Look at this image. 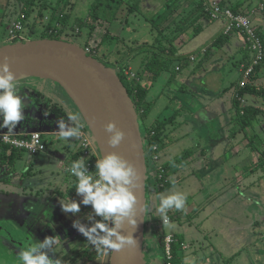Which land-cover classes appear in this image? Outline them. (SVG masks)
<instances>
[{"label": "rangeland", "instance_id": "374dc122", "mask_svg": "<svg viewBox=\"0 0 264 264\" xmlns=\"http://www.w3.org/2000/svg\"><path fill=\"white\" fill-rule=\"evenodd\" d=\"M10 1L16 2L15 5H13L15 8V14H5V20L1 23V25H4L6 23L5 28L1 29V35H0V43L4 42V39L2 38V35L4 34L5 30L9 27L7 24H11L13 22V19H16L15 17L18 8H20V5L24 2V0H7L9 3ZM20 1V2H19ZM37 2L41 0H36ZM96 0H68V4L65 5L66 0H42L43 6L41 7L40 11L37 7H35L31 17H35L36 20L33 23L36 32V36H39L41 34V31L47 27L49 23H51L52 27H56V29H59L60 24L58 22L59 19H61V15H67L69 17V29L67 30V33L69 35H63L61 38L69 39L74 44L78 45L80 48H84L86 43L92 42L94 44L93 46L98 47L97 49V55L96 59L104 65H107L108 67L114 68L116 64H121L126 61H130L131 65L130 68L134 71L141 69V61L145 55L144 52L137 53L135 51L136 48H138L141 44V42H151L153 40L154 33L151 32L152 25L157 24L158 21L161 18H152L148 19L147 15L143 13L145 11V7L150 5V3H141L136 8V10H129V4L131 1L124 0V3L120 10L115 14V16H109L111 13L104 10V8H101L98 12L99 19L97 22H95V31L90 30V24L86 25L84 28L80 29V35L75 34L77 31V25L80 23V21L86 20L89 10L92 6V4ZM157 3H160L162 0H155ZM204 2L206 0H203ZM237 1L238 6L246 8H254V5L258 3L260 0H231V3H235ZM173 2V1H172ZM5 0H0V11L6 9ZM131 4H135V0H132ZM166 4L161 7H164ZM65 6V7H64ZM161 7L159 6V14H161ZM174 11L172 12V10ZM171 10V15L168 17L167 20H164V22L161 23L160 30H163L162 32L166 31V29L170 26V31H168L166 34L170 36L173 35L174 37V31L172 30V25L178 24L179 20H173L172 17H174L177 13L178 8H173ZM40 12V16L38 13ZM55 13V14H54ZM54 14V16H52ZM146 15V16H145ZM183 17H189L191 15L190 9H184L182 11ZM172 16V17H171ZM158 18V21H157ZM110 24L112 27L109 30L105 31V27H107V24ZM172 21V22H171ZM154 22V23H152ZM57 25V26H56ZM101 25V26H100ZM25 31L23 32L25 39H31L28 37L29 29L24 24ZM79 27V26H78ZM94 27V26H93ZM167 27V28H166ZM175 26H173L174 28ZM113 29H115L116 32H114ZM120 28V29H119ZM191 28V30H190ZM187 29L185 33H181L179 37L176 40H172V47L173 51L177 50L178 55H188V53L192 50L193 47H198L201 44H203L205 41H208L210 35L213 37L215 34H217L219 31H221V23L219 22H212L208 24L207 26L203 27L199 31L194 33V36H190L192 33V28L190 27ZM150 29V30H149ZM66 33V34H67ZM107 38L101 43V39L103 36H106ZM92 34V35H91ZM27 36V37H26ZM114 36V37H112ZM155 36V35H154ZM214 37V39H216ZM39 39V38H37ZM213 39V40H214ZM231 40V39H230ZM135 41V43H133ZM6 43V42H5ZM4 43V44H5ZM112 45H111V44ZM90 44V43H89ZM147 44V43H145ZM151 44V43H149ZM225 48V47H224ZM234 50L236 48L233 46ZM201 48L198 52H194L195 61L191 62L188 57L183 59V63L181 66L187 67V70H185V74H188L190 76V79H206L208 81V87L207 90L204 91V93H221V95H224L225 92H227V96L229 99H231L232 104L235 106V104L238 102L236 100V103L233 96H235V87L231 86L237 79L240 77L239 68H237V63L239 60L242 59V54L238 53L236 56L234 54H230L231 56H227L226 60H220L218 63L215 64L214 67H212L211 62L210 64H207L205 61L201 64L202 55H201ZM206 54V53H205ZM247 57V56H246ZM123 58V59H122ZM129 62V63H130ZM175 59H171V64L169 70L162 73L158 76V79H170L175 76H179L175 72ZM178 70V68H177ZM136 75V73H135ZM146 79V77H144ZM48 83V85L51 84L49 81H45ZM160 82H158L159 84ZM41 85L43 83H40ZM157 84V83H156ZM230 84V85H229ZM198 88H192L191 91L195 93L196 96H202L203 91L201 92V83L198 81L195 84ZM155 88L158 89V85H155ZM201 89V90H200ZM226 89V90H225ZM225 90V91H224ZM200 91V92H199ZM230 91V92H228ZM231 93V94H229ZM18 95L23 97V104L24 109L23 112L28 111L27 109L30 108V104H32L36 99L37 96L35 94H31V92H27V90H21L18 92ZM231 96V97H230ZM50 97L53 99V102H56L58 106L62 105L65 106L63 110L68 113L69 109L77 111L74 105L71 103V101L68 99L66 94L62 91V89L57 90L56 92H53V94H50ZM244 99L242 100V104H239L238 106L240 108L242 107H254L260 109V107L264 108V96L261 97H255L253 95H250L248 93H245L243 95ZM191 104H188V107L186 108V112H190L194 115L188 114V116H193L194 119L191 120L192 125L198 126L199 123H207L206 126H209L211 130L217 129L218 125L217 122L213 117L208 118L205 113H203V110L199 108V102L197 99H191L189 100ZM39 103L43 105V108L46 106L48 108V112H52L54 114V106L51 105L50 101H47V99L40 98L39 97ZM48 105V106H47ZM60 110V109H59ZM235 110V109H234ZM61 111V110H60ZM59 112V111H58ZM236 110L234 117L236 116ZM60 113V112H59ZM24 114V113H23ZM52 116L50 119H52ZM65 114V113H64ZM60 115V114H59ZM167 115V114H166ZM25 119L18 123L15 130L20 128H27L30 127L31 121L27 117L26 114H24ZM66 114L64 116H60L59 120L63 119L66 120ZM264 113L261 114V117H259V120L252 121V127L246 129V133L239 134L237 137L239 140L242 139L244 136H246L247 139L251 141V144L245 149L242 145L238 148V154L230 159V163L235 162L236 170H239L242 172V176L244 177V181L242 183L239 182L240 189H238V194L241 191V194L237 196L233 201L229 202L225 207L221 208L220 210H216L215 213L208 212L209 215H207L205 212H200L197 216H199V219L197 216L193 215L192 217H187L188 221H193L195 223L194 228H198L202 233L201 239L205 236L204 241H199L200 245L196 251V253L192 254L191 259L193 260L190 264H196L194 262L195 257L200 258L202 260L201 263L203 264H264V124L258 123L261 121L264 123ZM154 118V116H151V119ZM58 120V121H59ZM263 120V121H262ZM177 121V120H176ZM222 121H227V118L224 116L222 118ZM57 121L52 126H44V135L42 136L43 141L45 143L47 151L44 153H39L35 156H30L26 152L22 151L20 153H15L13 159H14V170L15 174L23 175V172L29 168V172L25 178H24V185H28L32 188H34L36 191H43L46 187L49 186V184H56L61 185L63 183V179L70 180L71 178L75 180L74 176H71L70 173H66L67 165H60L61 167L58 168V162L60 160H64L65 164H68L69 160L71 159V155L74 154L75 151V139L73 138L70 142L71 144H64L63 142L57 140L54 136V133L58 130ZM154 123V122H153ZM148 124V126L152 125ZM141 124V123H140ZM237 125V124H236ZM142 126V125H141ZM233 125H231L232 127ZM36 128L33 127L31 130H35ZM1 130V129H0ZM14 132H18L15 131ZM232 128H230L229 133H232ZM199 131V129H198ZM231 131V132H230ZM5 132V131H4ZM41 133V132H40ZM232 135V134H230ZM242 144V143H241ZM213 145V143L211 144ZM225 146L223 144H217L214 145V154L222 155V159H226V155H224ZM186 153V152H185ZM220 153V154H219ZM193 154V152L189 151V155ZM183 155V154H182ZM73 156V155H72ZM181 157V155L179 156ZM176 157V158H179ZM159 158V161L157 163L158 167L164 168V164L166 161H163L160 156V152L157 155V159ZM174 158V159H176ZM174 159H172L170 162H172ZM167 162V163H170ZM1 166V165H0ZM0 168V174L3 173L2 178H6V180H1L0 177V194L4 195L7 192H9V195L7 197L0 198V207L1 205H6L10 199V191L15 189L18 186H14L13 183L17 179H19L18 176L12 175L13 173L9 168H6V164L1 166ZM2 169V170H1ZM62 169V170H60ZM234 168H230L228 166V163L224 167L217 168L209 177L202 179V183L205 185L206 183H209L210 181L214 180H220L224 173H228L230 170H233ZM9 173L14 177V182L11 181V177H7ZM60 173V175H58ZM52 176H59L55 178V181L52 180ZM250 179L249 182H246V179ZM9 180V181H8ZM72 180V181H73ZM148 185H151L154 187L155 179L151 173H148ZM237 183V182H236ZM20 185V184H19ZM211 185V184H207ZM174 186V185H173ZM172 186V187H173ZM213 186V185H212ZM215 187V186H213ZM155 188V187H154ZM187 188V187H186ZM67 188L65 186L61 189L62 192H65ZM27 193L29 190H26ZM35 191V193H36ZM166 191V190H163ZM178 191L181 192L178 188V186H174L173 188H169V191ZM188 201V198L186 199ZM190 203V201H189ZM147 214L149 212V208L151 209L152 204L149 199V196L147 198ZM159 203L157 202L155 206H157ZM36 202L34 198H32L31 203L29 202H23L21 204H14L13 207L8 212L7 217L6 214L2 215L0 214V229H2V232L0 231V264H18L17 257L14 256V253H19L21 249L24 248L25 244L32 240L36 235L37 237L34 238V241H43L45 237H56L57 240L66 241L61 238L59 231L63 228H70V224L67 222V219H65V215L62 214V216L54 215L51 216L52 210L50 209V214L48 213V210L45 211L44 207L41 206H35ZM192 205V204H191ZM232 207L233 210H229L230 207ZM228 207V208H227ZM54 213V210H53ZM194 214V213H193ZM173 217H175L174 214H172ZM197 218V219H196ZM61 219L63 222L61 223ZM229 220L232 222L233 225H236L238 228V237L235 235V230L231 233H229ZM156 225L157 231H164L168 234L172 233L173 228L171 227L172 223L174 227L181 226L180 221L173 220L169 224H163L161 223L160 219L152 220ZM151 219L147 221L146 228H145V244H147L146 238L149 236V228L151 227ZM262 221V222H261ZM252 222L258 223V232L253 233L252 229H255V225L251 224ZM30 223V226L27 227V225ZM183 223V222H182ZM171 224V225H170ZM184 224V223H183ZM59 225H62L60 227V230H56V227ZM188 225V224H187ZM252 225V226H251ZM43 227L42 230L39 231L38 227ZM234 228V226H233ZM20 231L23 233L22 236H20ZM39 231V232H38ZM12 233H14L12 235ZM173 235V234H172ZM263 239L261 240V238ZM230 241V242H229ZM193 242V241H191ZM190 244V243H189ZM196 244V243H195ZM226 244V245H225ZM8 245H11L14 247V250L9 252ZM184 245H186L184 243ZM197 245V244H196ZM186 249L188 251L189 249ZM17 248V249H16ZM19 249V250H18ZM162 256H164L163 252L161 253ZM53 255V258L56 257L55 252ZM145 256L147 257V253L145 252ZM232 259H231V258ZM79 258H76L75 256H72L70 260V264H76V260ZM146 260V259H145ZM164 260V259H163ZM147 261V260H146ZM148 263V261H147ZM173 264H178L177 261H173Z\"/></svg>", "mask_w": 264, "mask_h": 264}, {"label": "crops", "instance_id": "0c3cea01", "mask_svg": "<svg viewBox=\"0 0 264 264\" xmlns=\"http://www.w3.org/2000/svg\"><path fill=\"white\" fill-rule=\"evenodd\" d=\"M128 1L132 2V0H128ZM217 1H219L222 5L230 7L232 9L238 8V12H246V10H244V7L238 6L237 1L233 4L231 3V0H217ZM131 2H130V5H135L136 8L141 3H150V5L145 7L146 10L143 11V13L147 15L148 19H152V18L154 19L156 17L158 18L160 17L161 19H159L158 22H160L166 15H169L173 8H178V10L176 12L177 14L174 17L171 16L172 21L189 18V17H183L182 11L184 9H190L191 15L189 16H193L194 14H196V10H197L196 9L197 0H162L160 1V3H157V1L155 0H135V4H131ZM164 2L169 3V4H166L164 7H161V5L162 6L164 5ZM260 4H264V0H260L254 6L257 7ZM159 6L161 7V12H162L161 14H159L160 13ZM202 9L205 12L204 2H203ZM109 16L111 17L112 15H109ZM253 19H254L253 25H255L259 31H260L259 28L261 27L264 32V17L256 13ZM68 22H69V17L67 14L66 28L62 30L64 33L63 35H69L67 33V30L69 29L70 23ZM88 22H91V21L88 19L86 21V25L90 24L91 26L92 24L94 26L93 31H95V28H96L95 22L89 23V24ZM212 22L221 23V27H222L221 31H219L213 37L210 35V37L207 38L209 40L205 41L200 46L196 48L193 47L192 50L186 56L178 55L177 50H175V57L179 58L178 61H175L176 62L175 72L179 74V76L178 75L175 76L176 75L175 74L174 77L170 79L155 80L148 92V99H152L154 101V104L146 119L147 124H151L156 120H164L166 116L170 118L176 115L174 119L172 120L173 123L172 121L170 122L172 123V125L169 124V128L166 132V136L163 141L164 145L160 149L161 159L163 161H166L167 163V162H170L172 159L184 154L185 152H189V151L193 152V154H191L188 158L185 159L184 167L177 169L176 172L173 171L171 175H169L168 173V179L169 180L172 179L171 181L174 180L175 181L174 186H178L179 190L182 193H184L186 197L188 198V201H186L185 208L182 211H175L174 209L168 211L170 215L172 214L175 215V217L171 216L172 221L178 220V222L180 221L182 225V227L181 226L174 227L172 226L173 223L172 225L170 224L171 227L173 228L171 234H173L176 237L177 241L178 239H180L182 243L186 244L187 247L188 245L190 246L188 251L186 250L176 251L177 256H179L177 259L178 264H190L193 261L191 259L192 254L196 253L200 245L199 241H204V238H205L204 236L201 239L202 232L198 230V228H194L195 223L193 221H196V220H191L187 222L188 221L187 217L190 218L193 215L197 216L200 212H205V211L207 215H209L208 212L215 213L216 210H220L221 208L225 207L229 202L233 201L235 198H237L238 195L241 194V191L238 194V189H240L239 182L242 183L244 181L243 180L244 177L242 176V172H240L239 170H236L237 163L235 162L230 163V159L235 157L238 154V148L241 145L245 149H247V147L249 146L247 140H243V139L239 140L238 138L234 139L232 138L233 135H230L231 133L228 135L229 130L232 125V121L235 118L234 117L235 110H234V105L231 102V99H229V97L226 94L227 92H225L224 95H221V93L220 94L219 93L209 94L207 92L204 93V91L207 90L206 88L208 87V81L206 79L205 80L204 79H190L189 78L190 76H188V74H185L186 73L185 70H187L188 66H185V67L180 66L179 68L180 60L182 61L184 58L186 57L189 58L191 56L195 58L194 52H198L200 48H201V51L202 49H205V48L207 49V51H206V54L202 57V60L201 62H199V64L203 63L204 61L207 64H210L211 62L210 65L214 67L215 64L218 63L220 60L221 61L226 60L227 56H231L230 54H234L236 56V54L238 53L242 54V59L238 61L237 68H240L241 63H244L245 61H247V57H246L247 55L243 47V41H242L241 36L236 31H232L227 36L224 35L223 30L225 28V24L223 21H212L208 15L207 16L205 15L204 17H200V19L196 23V26H198L200 30ZM5 26H6V23L3 25V27ZM84 27L85 26H83V28ZM111 27L112 26L110 24H107V27H105V31L108 29L110 30ZM187 29L188 28H186L185 32L187 31ZM112 30L116 32L115 29L112 28ZM150 31L153 32L154 35H156L155 30L152 31V28H151ZM79 33H80V30H79ZM194 33L195 31L193 30L190 36H193ZM105 35L107 36V33ZM154 35H153V40H151V42H141L140 41V43L149 44V43L154 42V38H155ZM220 35H223L224 37H226L225 40L221 43H214V40H215L214 37L216 36L218 37ZM104 40H105V37L101 39V43ZM88 43L92 44L91 41ZM133 43H135V41H133ZM233 46L236 48V50H234ZM144 57L141 61V67L143 66V63L145 60ZM166 58L167 57L163 55L160 57L161 60H164ZM129 62L128 61L125 62L126 66L128 67H130L131 65V62L130 63ZM238 70L240 72V69ZM145 77L146 79H143L145 83L148 85H151L152 79H148V75H145ZM198 81L201 83V86L203 87L201 88L202 90L201 89L200 90L201 92L203 91L204 93L200 97L196 96L195 93L191 91L192 88H198L195 85ZM238 81L239 79H237V81H235L233 84L231 85L229 84L230 87L231 86L237 87ZM158 82L160 83L158 84ZM263 82H264V63L260 66V69L257 72L252 85L253 87L254 86L258 87V86H261ZM155 85H158V89L155 88ZM243 95H242V98L244 99ZM193 98L197 99V101L200 103L199 108L203 110V113H205L208 118L213 117L215 119L218 125L217 129L211 130L209 126H206L207 123H199L198 126L192 125L191 120L194 118L193 116H188V114H191V115H194V114L190 112H186V108L188 107V104H191L189 100ZM184 106L186 107L184 108ZM63 108H65V106L57 105V109H61L62 112H64L67 115V113L63 110ZM152 115L154 116V118L151 119ZM224 116L227 118V121H222V118ZM65 117L67 120V116ZM258 123L264 124L261 121H259ZM212 143L213 145H211ZM217 144H223L226 147L223 152L224 155H226L227 157L226 159L221 160L223 157L222 155L218 156L217 154H214L213 152L214 145H217ZM72 155L70 157L71 159L69 160L68 164L64 163L66 158L58 162V168L61 167L60 165L68 166L66 169L67 174L69 173L68 169L70 168L71 163L75 161V160L72 161ZM226 163H228V166L230 168H234L233 170L229 171V174L224 173L220 180H217V181L212 180L209 183H206L205 185L202 183V179L209 177L217 168L224 167ZM148 173H151V175H153V171L151 169H148ZM27 174L28 173L23 174L21 178L19 177V179H17L16 181L13 178L11 180L13 182L15 181V183H13L15 187L18 186L12 190V192L18 199V201L13 203L12 206L14 204H21L24 201L31 203L32 198H34L36 202L35 206L44 207L45 211L48 210L49 214H50V209H51L52 210L51 216H54V215L62 216V214L65 215L66 217L65 219H67V222L70 224V228H66V229L63 228L62 230H60V227H62V225H59L58 227H56L57 231L60 230L59 233H60L61 238H63V240H66V241L58 240L59 243L54 250L56 257L53 258V255H52L53 253H49L50 257L53 259H56L58 257L61 258L63 261V264H70V260L72 256L79 258L78 260H76V264H102L104 255L98 254L94 249H89L88 248L89 243L86 241V238H84L80 233L76 231V229L72 227L74 220H79L81 223L90 226V222L86 220L85 218L87 214L91 211L90 207L81 205L80 213L77 214L76 216H73L71 213L66 214L61 210V205H64L70 202V200H75L77 202L80 200V197H78L75 192V186L73 183L74 180L72 178L70 180L63 179L64 184H61L59 186L56 184L55 185L49 184V186L46 187L43 191L41 190L36 191L32 187L28 185H24L25 183L24 178ZM58 175H60V173ZM56 177L59 178V176H52L51 181H55ZM245 181L249 182L250 179L248 178ZM207 184H211V185H207ZM212 185L215 187H213ZM64 186L67 189L65 192H62L61 189ZM173 187H170V188H173ZM26 190H29V192L27 193ZM165 190L166 191L157 190V192L155 193V195L157 196L158 203H159L158 197L160 194H169V192H167L169 191V188ZM1 191L2 190H0V192ZM155 195L151 197L152 207L151 209L149 208L148 218L149 220L151 219V221L154 219L156 221L157 218L160 219L161 221V216H159L157 212L159 204L155 206V198H154ZM230 206L231 205H229L228 207ZM9 208H12V207H9ZM53 210H54V213H53ZM229 210H233L232 207H230ZM197 218L199 219V216H197ZM62 222L63 220L61 219V223ZM251 224L254 225V222H252ZM156 225L157 223L155 224L153 221L151 222V227L149 228L150 234L146 238L147 244L144 245V250H143L144 264H162L161 259H160L162 254H158V253L159 252L162 253L163 248L158 250L156 246V241H158L157 233L162 232L163 234H166V235L168 233L164 231H159V230L157 231V229L155 228ZM229 225H230L229 226L230 235L235 230L234 233L236 237L239 238L237 226L233 225L230 220H229ZM253 230L254 229H252V232H258L256 231V229L254 231ZM145 252L147 253V257L145 256ZM17 254L18 253L15 252L14 256L17 257ZM162 258L164 259V256H162ZM145 259L148 261V263ZM194 262H196V264H202L201 263L202 260L197 257H195Z\"/></svg>", "mask_w": 264, "mask_h": 264}, {"label": "clouds", "instance_id": "9594fccd", "mask_svg": "<svg viewBox=\"0 0 264 264\" xmlns=\"http://www.w3.org/2000/svg\"><path fill=\"white\" fill-rule=\"evenodd\" d=\"M18 92V80L5 58L0 63V129H7L0 136L5 140H9L18 123L25 119L23 97ZM56 125L58 130L54 136L64 144H71L73 138L85 135V123L80 111L69 110L67 122L61 119ZM104 131L108 134L107 145L110 148H117L124 139V132L113 122L104 125ZM10 142L20 143L14 140ZM97 155L94 172L88 170L84 157L71 163L68 172L75 177L73 183L80 200H70L61 205V210L76 216L80 213L81 205L90 207L91 211L85 217L90 226L74 220L72 227L86 238L98 254L107 256L110 252L139 247L133 232L137 225V213L143 211L144 205L135 194L140 176L134 164L116 152ZM172 184L175 185L174 180ZM158 199L157 212L167 222L168 211H182L187 197L182 192L171 191L169 194H160ZM125 225L132 229L128 234H124ZM58 243L54 236L45 237L42 242L29 240L17 254L18 264H63L61 258L53 259L49 255L54 254Z\"/></svg>", "mask_w": 264, "mask_h": 264}, {"label": "water", "instance_id": "95a60500", "mask_svg": "<svg viewBox=\"0 0 264 264\" xmlns=\"http://www.w3.org/2000/svg\"><path fill=\"white\" fill-rule=\"evenodd\" d=\"M5 58L18 85L35 88L37 81H49L62 89L76 110L82 113L91 144L98 153L116 152L134 164L140 176L135 194L144 205L143 211L137 213L133 232L139 247L110 252L103 256L102 264H144L148 167L138 115L116 70L86 55L82 48L65 38L0 44V63ZM108 122L115 123L125 134L117 148L107 145L104 125ZM154 198L156 204L157 196ZM131 231L125 225L124 234Z\"/></svg>", "mask_w": 264, "mask_h": 264}, {"label": "trees", "instance_id": "16d2710c", "mask_svg": "<svg viewBox=\"0 0 264 264\" xmlns=\"http://www.w3.org/2000/svg\"><path fill=\"white\" fill-rule=\"evenodd\" d=\"M25 3L23 5V16L19 17V21L22 24H25L28 29V37L31 39H25L23 41H27V40H32V39H56L59 40L63 34V29L66 28V22H67V15H61V19L58 20L60 27L59 29H54L55 32L48 34V29L51 27V23H49L47 25V27H45V29L43 31H41V34H39V36H36V27L34 26V22L36 20L35 17H31L35 7H37L40 11L41 7L43 6V2L42 0L37 2L36 0H24ZM61 1V0H60ZM203 0H197V6H196V14H194L193 16H189V18L186 19H180L178 21V24L172 25V30L174 31V37L173 35H171L170 39H169V35L170 34H166L168 31H170V26L166 29V31L162 32L163 30H160V25L162 22H164V20H167L168 17H170V15L172 14L170 12L169 15H166L160 22H157V24L152 25V31L155 30L156 35L154 38V42H152L151 44H141L138 48H136L135 51H137V53H145V57H144V63L143 66L141 67L140 70L135 71L136 73V78L134 79H129L125 73L124 70L125 68H127L128 66H126V63L124 62L123 64L121 63L116 64L114 66V69L116 70V73L121 81V83L123 84V86L125 87V89L127 90V93L129 94L132 102L134 103V107H135V111L138 115V121H139V127H140V131H141V135L142 138L144 140V152H145V157H146V165L148 167V169L154 170L156 166H154L153 162H152V155L156 154L157 152H160V149L163 147V141L164 138L166 136V132L169 128V124L172 125L173 123V119L176 115H174L173 117L168 118L166 116V118L164 120H156L154 121V123L150 126H148L147 124V117L153 107L154 101L152 99H148V92L150 87L152 86L153 82L155 80L158 79V76L161 75L162 73L166 72L167 70H169L170 68V64H171V59H175V61H178V57H175V51H173V47H172V40H176L179 35L181 33H184L186 28H190V27H194V31L197 32L199 31L198 26H196V23L198 22V20L200 19V17H204L205 15L207 16L208 14L206 13V11H203ZM68 4V0H66L65 5ZM125 4L124 0H96L88 13V16L86 18V20L82 21L79 23V27L78 29L80 30L81 28H83V26H86V21L89 19L91 22L89 23H93L96 22L98 19H100L99 17V10L101 8H104L105 11L110 12V15L115 16V14H117V12L120 10V8L122 7V5ZM130 5V4H129ZM65 7V6H64ZM129 10H136L135 5H130ZM174 11V9L172 10V12ZM234 13H238V8H234L233 9ZM55 14V13H54ZM54 14H52V16H54ZM38 15L40 16V12L38 13ZM160 18V17H159ZM3 20H5V15L3 13H0V24L3 22ZM158 21V19H157ZM154 23V22H152ZM195 25V26H194ZM173 26H175L173 28ZM90 30H93V25L91 24L90 26ZM80 34V33H78ZM194 36V34H193ZM261 36V35H260ZM27 37V36H26ZM105 39L107 38V36H104ZM103 37V38H104ZM262 37V36H261ZM226 37H224L223 35L218 36L215 40L214 43H221L225 40ZM22 41V42H23ZM87 44V43H86ZM166 56L167 58L164 60H161L160 57L161 56ZM183 63V60L179 62V68L181 66V64ZM262 65V63H261ZM256 67L255 69V75L254 78L256 77L257 72L260 69V66ZM107 66V65H106ZM145 75H148V79H152V83L151 85H148L145 83V81L143 80ZM251 78V79H254ZM248 93L250 95L256 96V97H263L264 96V88L260 87V88H255L253 87V85H249L247 86L245 89L240 91V96H242L243 94ZM236 103V98H234ZM240 103L237 102L234 106V109L237 111L236 112V116L234 118V120L232 121V138H237L239 137L238 135L243 133H246V129L251 128L252 127V121L257 120L261 114H263L264 112L261 111L258 108H254V107H242L240 108L238 105ZM186 106H184L185 108ZM61 110V109H60ZM59 109H57V111L60 112V116L64 115V112H62V110L60 111ZM172 121V123H170ZM141 123V124H140ZM237 124V125H236ZM142 125V126H141ZM5 131V130H3ZM2 131V132H3ZM35 131H38L37 129H35ZM230 131V132H231ZM7 132V131H5ZM243 140H247L248 145L251 144V141L249 139L246 138V136H244L242 138ZM154 145H157L158 150L157 151H153L152 147ZM10 149L9 147H3L0 146V160H8L9 163L13 164L14 163V155L17 152L16 150H11L10 151V155L7 156V150ZM189 152L184 153L183 155H181V157L174 159L172 162L170 163H165L164 167L166 170V174L171 175L172 172H176L177 169H180L182 167H184L185 165V159L188 158ZM78 158V153H75L72 156V161L76 160ZM172 179H170L167 182L164 181H156V186L157 188L159 187L160 183L162 184L163 182V186H160L158 188L159 191H163L165 189H168L170 187L173 186L172 184ZM99 219V217L97 218ZM166 234H163L162 232H158V236H160L161 238H163ZM176 238V237H175ZM182 243V241L180 239H178L177 242H175L173 244V253H174V261H177L178 257L176 251L177 250H182L180 244ZM163 250V249H162Z\"/></svg>", "mask_w": 264, "mask_h": 264}, {"label": "built area", "instance_id": "2783aa9c", "mask_svg": "<svg viewBox=\"0 0 264 264\" xmlns=\"http://www.w3.org/2000/svg\"><path fill=\"white\" fill-rule=\"evenodd\" d=\"M204 10L208 14L209 18L212 21H223L225 24V28L223 30L224 35H229L232 31H236L242 38L243 41V47L245 49V53L247 55V61L244 63H241L240 65V77L238 81L237 87H235V96L236 100L240 104H242V96H240V91L245 89L247 86L252 85L253 80L251 78H254L255 75V69L259 65H261L263 59H264V47H263V41L262 37L260 36V31L258 28L253 25L249 15L246 12H238L234 13L233 9L227 6L222 5L217 0H206L204 2ZM14 21L11 22V24H7L9 27L5 30L4 34L2 35V38L4 39L3 43L0 44H8V43H15L17 41H23L25 40L23 32L25 31V26L19 21V17L16 19H13ZM57 26V25H56ZM3 25L0 24V35H1V29H3ZM56 27H50L47 31L48 34L51 35V33L55 32ZM79 33V29L77 27V31L75 34ZM70 40V37L69 39ZM86 55H89L91 57H96L97 55V47H94L92 44L87 43L85 47L83 48ZM207 49H202L201 55L202 57L205 55ZM189 60L191 62L195 61V58L193 56L189 57ZM125 75L129 79H134L137 76L135 75L134 71L127 67L124 70ZM85 135L80 138H74L75 139V153H78V160L80 157H84L87 163L88 170L95 171L94 165L95 161L98 158V152L94 149V147L91 144L90 135L87 131V129L84 127L83 129ZM6 132H0V135H3ZM20 141V143H12L10 141ZM0 144L5 145L9 148L25 151L29 155H36L40 152H43L46 149L45 143L42 138V134L38 131L30 132L27 134H20L10 135L9 140H5L2 136H0ZM153 151H157L158 147L157 145H154L152 147ZM159 153L152 155V162L154 166H156L155 171H153V177L156 181H169L168 175L166 174L165 167L159 168L157 163L159 161V158L157 159V155ZM75 160V161H76ZM163 186L160 183L159 187ZM168 221L165 222L163 218L161 217V222L163 224H169L172 221V215L167 213ZM177 242V239L172 234H167L163 237L162 240V247H163V253H164V264H173L174 261V253H173V244ZM182 250H186L188 247L184 245V243L180 244Z\"/></svg>", "mask_w": 264, "mask_h": 264}, {"label": "flooded vegetation", "instance_id": "af4514ba", "mask_svg": "<svg viewBox=\"0 0 264 264\" xmlns=\"http://www.w3.org/2000/svg\"><path fill=\"white\" fill-rule=\"evenodd\" d=\"M6 1V3H5V5H6V9H4L3 8V10L2 11H0V13H3L4 15L5 14H8V13H11V14H15V10H14V6L13 5H15L16 4V2H12V1H10L9 3L7 2V0H5ZM20 2V1H19ZM24 3H25V1L20 5V8H18V10H17V13H16V15H15V17H20V16H23L24 15V13H23V11H24V9H23V5H24ZM246 9V13L249 15V17H250V19H251V21H252V23H253V21H254V16L256 15V13H258V14H260L261 16H263L264 17V4H260V5H258L257 7L256 6H254V8L253 9H251V8H245ZM260 29V31H261V36H262V41H263V47H264V32H263V29L260 27L259 28ZM95 59H96V57H95ZM264 63V59H263V61H262V64ZM104 64V63H103ZM261 78V77H260ZM259 78V79H260ZM40 83H43L42 85L40 84ZM255 87V86H254ZM260 87H263L264 88V82L262 83V85L261 86H258V87H255V88H260ZM59 87L58 86H56V85H54V84H50V85H48V83H46V82H42V81H37L36 82V85H35V88H32V87H27V86H24V85H18V90L19 91H21V90H23V92H24V90H27V92H31V94H35L36 96H37V99L32 103V104H30V108H28L27 110L28 111H25V112H23L24 114H26L27 115V117L30 119V121H31V125H30V127H27V128H20V129H17V130H15V131H18V132H14L13 131V134H15V135H20V134H27V133H30V131H32L31 129H33V127H35L37 130H38V132H41V134L42 135H44L43 133H45L44 132V126H52V125H54L55 124V122L56 121H58L60 118V113L57 111V103L56 102H53L52 100V98L50 97V94H53V92H56L57 90L59 91ZM39 97L40 98H44V99H47V101H50V103H51V105H53L54 106V109H53V111H54V114L52 113V112H48V108H46V106L43 108V105H41V103H39ZM256 97V96H255ZM259 98V97H258ZM24 101H22V103H23ZM48 106V105H47ZM258 109H259V107H258ZM260 110L261 111H263L264 112V108H262V107H260ZM51 114H53V117H52V119H50V117L52 116ZM64 116V115H63ZM260 118H262L261 116H260ZM263 118H264V116H263ZM257 120H259V118L257 119ZM3 130H5V131H7V129L5 128V129H1L0 130V132H2ZM4 132V131H3ZM0 146H3V147H7V146H5V145H2V144H0ZM11 150H16V149H12V148H10V149H8L7 150V156H9L10 155V151ZM17 151V153H19V152H22V151H18V150H16ZM46 151V149L42 152V153H44ZM41 153V152H40ZM39 154V153H38ZM37 155V154H36ZM30 156H35V155H30ZM6 164V168H9L10 170H11V172L13 173L12 175H15V176H18V177H20L21 178V176L22 175H18V174H15V170H14V163L13 164H11V163H9V161L8 160H6V161H2V160H0V165L1 166H3L4 167V165ZM0 166V168H2ZM2 170V169H1ZM29 168H27L24 172H23V174H25L26 172H29ZM10 173H9V175L7 176V177H11V178H13L14 179V177L12 176ZM0 177H1V180H6V178H2L3 177V173H1L0 174ZM10 180H12V179H10ZM148 183V181H146V200H147V198H148V196H149V199H150V201H151V197L153 196V195H155V193L157 192V190H158V188H157V186L156 185H154V187H152L151 185H148L147 184ZM2 192V191H1ZM9 195V192H7L6 194H4V195H2V194H0V198H3V197H7ZM18 201V199L16 198V196L14 195V193L12 192V190L10 191V199H9V201H8V203L6 204V205H1V207H0V214H2V215H5L6 214V216L5 217H7V215H8V212L10 211V209L11 208H9V207H13L12 206V204L13 203H15V202H17ZM147 207H148V204H147V201H146V223H147V221L149 220V218H148V216H149V214H147ZM0 222H2V221H0ZM162 223V222H161ZM256 224V225H255ZM254 225H255V229H256V231H258V223H254ZM30 226V223L27 225V227H29ZM43 228V227H42ZM42 228L39 226L38 227V229H39V231L40 230H42ZM254 229V230H255ZM253 230V231H254ZM0 231L2 232V229H0ZM38 231V232H39ZM253 233H255L256 234V232H253ZM14 233H12V235H13ZM23 235V233L20 231V236H22ZM35 237H37V235L35 236ZM34 237V238H35ZM262 237V236H261ZM264 237V236H263ZM263 237L261 238V240L263 239ZM34 238H32L33 240H34ZM157 240L158 241H156V246H157V248H158V250H160V249H162L163 247H162V240H163V238H161L160 236H158V233H157ZM37 242V241H36ZM38 242H40V241H38ZM144 244H145V241H144ZM88 248L89 249H93L92 247H91V245H88ZM8 249H9V252L10 251H12V250H14V247L13 246H11V245H8ZM17 249V248H16ZM19 250V249H18ZM158 254H161L160 252L158 253ZM160 259H161V262H162V264H164V260H163V258H162V256L160 257ZM203 264V263H202Z\"/></svg>", "mask_w": 264, "mask_h": 264}]
</instances>
